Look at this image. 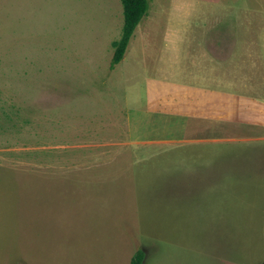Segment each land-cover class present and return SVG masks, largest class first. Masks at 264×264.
Returning a JSON list of instances; mask_svg holds the SVG:
<instances>
[{
	"label": "rangeland",
	"instance_id": "1",
	"mask_svg": "<svg viewBox=\"0 0 264 264\" xmlns=\"http://www.w3.org/2000/svg\"><path fill=\"white\" fill-rule=\"evenodd\" d=\"M224 1L150 0L112 71L121 0H0V264H264V136L199 142L220 110L174 92L264 35Z\"/></svg>",
	"mask_w": 264,
	"mask_h": 264
},
{
	"label": "crops",
	"instance_id": "2",
	"mask_svg": "<svg viewBox=\"0 0 264 264\" xmlns=\"http://www.w3.org/2000/svg\"><path fill=\"white\" fill-rule=\"evenodd\" d=\"M224 2L225 5L220 6V8H228V10H230V7L233 6L229 3L230 0H225ZM216 3L217 0H211V3L206 4V6L209 7L210 5L211 8H213ZM235 3L239 9L247 8L250 11L249 14L251 16L248 18L251 20V25H264V0H235L234 4ZM238 8H236L235 5L233 6V9H237L239 12ZM250 29L252 31L250 35L243 36V57L239 59L236 55L230 56L229 53L226 55L227 64L230 66L232 64L234 66V72L238 75V81H236L228 91L213 95H209L208 93V95L204 94L198 97L196 93H194L191 85L178 86V88L174 90L177 95H182L187 101H195L197 99V101L202 102L203 105L216 104V108L220 110L219 119H213L206 132L198 135L199 142L213 140L218 142L214 144V146L218 147L223 145L220 144L221 142L231 141L230 144L234 147H249L255 144L248 142L258 140V138L264 136V35L257 30L259 29L258 25L257 28L252 26ZM241 37L240 35V38ZM228 85L229 84L221 83L224 89H226ZM161 90L168 91L162 88ZM186 103L188 105V102ZM192 105H194V103ZM181 107L183 108V105H181ZM193 109L197 112L200 111L197 103ZM195 122H197L196 119ZM186 129L188 130L189 128L186 127ZM196 130L198 131V129ZM195 136L196 134L194 133V138ZM240 141H245L249 146L238 145ZM201 146H204L205 149L199 147L203 150L209 148L207 147L209 145L206 146L205 144H201ZM215 156L216 154L214 151V154L208 157V167L215 162ZM196 159L199 160L198 157Z\"/></svg>",
	"mask_w": 264,
	"mask_h": 264
},
{
	"label": "trees",
	"instance_id": "3",
	"mask_svg": "<svg viewBox=\"0 0 264 264\" xmlns=\"http://www.w3.org/2000/svg\"><path fill=\"white\" fill-rule=\"evenodd\" d=\"M123 6L124 25L120 40L113 43L114 56L110 69L114 71L124 60L137 29L148 17L150 0H121ZM145 253L139 250L132 259V264H143Z\"/></svg>",
	"mask_w": 264,
	"mask_h": 264
}]
</instances>
